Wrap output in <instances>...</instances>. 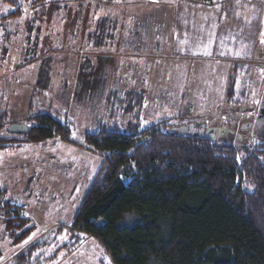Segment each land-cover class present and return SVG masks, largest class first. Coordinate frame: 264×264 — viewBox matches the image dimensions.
I'll use <instances>...</instances> for the list:
<instances>
[{
    "label": "rangeland",
    "instance_id": "1",
    "mask_svg": "<svg viewBox=\"0 0 264 264\" xmlns=\"http://www.w3.org/2000/svg\"><path fill=\"white\" fill-rule=\"evenodd\" d=\"M113 3L194 2L0 0V114L7 115L6 124L13 121L32 126L30 117L49 113L68 124L70 139L77 145L57 137L24 143L20 134L0 131V139L10 141L0 150V264H20L15 255L36 241L43 246L22 264H109L94 239L85 238L77 244L67 229L103 164L102 156L84 144L86 133L114 124L125 130L137 119L141 128L167 119L176 125L184 117L182 123L192 120L219 130L213 138L217 143L238 144L247 134L253 135L254 127H240L250 122L254 126L264 95V62L256 69L244 59H254L255 49L263 50L264 59V0H216L207 10L185 7L179 14L189 21L188 35L173 43L172 38L163 41L169 51L163 70L159 68L161 60L152 59L151 67L146 65L141 72L152 89L140 93L108 90L114 75L106 63L113 62L114 56L112 48L106 51L113 43L101 40L117 26L115 12L105 8ZM118 13L132 15L134 21L145 20L135 26L136 32L159 38L167 36L165 20L172 26L168 15L175 12L160 9L155 13L138 7ZM198 15H204L205 22L196 35L189 29L192 20L197 26L194 16ZM181 21L179 17L178 24ZM151 45L153 52H161L160 42ZM230 66L235 99L253 110L247 107L241 112L236 105H227V90L221 89L219 80ZM39 78L41 87L35 88ZM111 94L116 96L111 97L110 109ZM130 94L144 95L141 109L133 107L132 114L126 112ZM235 118L234 133L228 127ZM5 204L23 206L24 216L36 227L20 245L15 246L3 229L5 212L1 208Z\"/></svg>",
    "mask_w": 264,
    "mask_h": 264
},
{
    "label": "trees",
    "instance_id": "2",
    "mask_svg": "<svg viewBox=\"0 0 264 264\" xmlns=\"http://www.w3.org/2000/svg\"><path fill=\"white\" fill-rule=\"evenodd\" d=\"M233 86L231 80L229 108H250L235 99ZM40 87L41 78L35 88ZM137 97L126 112L139 108L141 94ZM6 119L1 113L0 131L18 124ZM181 119L143 128L137 119L125 130L114 124L84 135V144L102 156L103 164L67 228L70 236L77 244L94 239L109 264H264V126L242 143H217V134L200 135L204 125ZM29 122L27 132L19 133L24 143L57 137L76 145L68 124L49 113ZM8 142L0 139V150ZM1 209L5 234L15 246L24 243L36 228L25 208L5 204ZM43 244L34 242L15 261L28 263Z\"/></svg>",
    "mask_w": 264,
    "mask_h": 264
},
{
    "label": "crops",
    "instance_id": "3",
    "mask_svg": "<svg viewBox=\"0 0 264 264\" xmlns=\"http://www.w3.org/2000/svg\"><path fill=\"white\" fill-rule=\"evenodd\" d=\"M215 4V3H214ZM184 5V7H182ZM213 6V3H190V4H142L141 6H137L135 4H110L109 6H105L106 9L110 10L112 9L114 13L113 17H116L117 26L114 28L112 34L107 35L105 37H102L101 42H112L113 45L109 49H107L106 52H108L112 48L113 52V62L111 60H108L106 63V69L111 72L113 71L114 75V82L112 87H108V90L110 91H122V90H128L127 92H145L150 91L151 85L150 83H147V80L145 78L143 79L141 72L146 70V65H149L151 67L152 59L159 58L161 60L160 64L161 66L160 71L163 70L164 59H166L169 55V51L167 46H163V41L168 42L171 38V42L173 43L176 38L179 41V38L181 36H187L188 35V26L189 21L187 17L181 16L179 12L185 10L187 8H195L200 10H207L208 7ZM216 6V4H215ZM138 7H147L149 11L154 10L159 11L160 9H165L166 11H171L175 13H171L170 19L172 20V26H168L167 19L165 20L164 25L166 26L164 33H167V36H160L158 37H152V36H146V35H140L135 30V26L144 23L145 20L141 21H134V17L132 15H128L127 13H118L122 10H126L128 8L138 9ZM162 7V8H160ZM156 15V14H155ZM167 16V17H168ZM181 17L182 21L178 24V18ZM204 15H198L194 16L195 21L197 22V26L194 25V21L192 20V25L189 29L190 32L195 31V34H199L200 27H204ZM162 21H164L162 19ZM142 22V23H141ZM170 37L168 38V35ZM161 43V46L158 48L161 50V52H153V46L151 44L153 43ZM254 52V59H251V57L245 58V62L253 64V68L260 69L263 66V50L262 49H255ZM163 51H165V55H163ZM173 52V51H171ZM101 50L100 53L101 54ZM253 53V52H252ZM167 56V57H165ZM129 58V59H126ZM262 63V64H261ZM228 72L221 73L220 77V84L222 85V90L226 91L228 88V84H230V77L232 76L230 74V71L233 70L232 67L228 68ZM236 71V70H235ZM238 72V71H237ZM162 74V72H160ZM241 76V75H240ZM162 80V77H161ZM161 83V87H162ZM162 89V88H161ZM143 94V93H141ZM131 96V94H130ZM136 96V99H138V95L132 94V99ZM142 103L140 104V109L143 104V97L141 96ZM130 106V103H129ZM232 108V107H231Z\"/></svg>",
    "mask_w": 264,
    "mask_h": 264
},
{
    "label": "water",
    "instance_id": "4",
    "mask_svg": "<svg viewBox=\"0 0 264 264\" xmlns=\"http://www.w3.org/2000/svg\"><path fill=\"white\" fill-rule=\"evenodd\" d=\"M262 101L263 103L261 104L259 110H258V114H257V118H256V125L261 124V120L264 117V95L262 97ZM189 129L192 131L193 130V125H189ZM179 131L184 130L183 128H179ZM7 131L10 133H26L27 132V126L24 124H12L7 128ZM220 134V131L217 130L216 128H205L204 126L201 128L200 130V135L201 136H206L208 138H213L215 133Z\"/></svg>",
    "mask_w": 264,
    "mask_h": 264
},
{
    "label": "flooded vegetation",
    "instance_id": "5",
    "mask_svg": "<svg viewBox=\"0 0 264 264\" xmlns=\"http://www.w3.org/2000/svg\"><path fill=\"white\" fill-rule=\"evenodd\" d=\"M262 103H263V101H262ZM260 106H261V104H260ZM260 106L259 107H257V110H256V118H257V114H258V110H259V108H260ZM251 108V110H253L252 108H253V106H250ZM239 114H237V116H238ZM256 118H255V123H254V126H253V124L250 122L249 124H245V125H242L241 127H240V129H246V128H249V127H254L253 129H255V128H259V127H262V126H264V117H263V119L261 120V124H258V125H256ZM238 120V118H235V119H233V120H230V122H229V127L228 128H231V130L235 133V130L233 129L234 127H235V124H236V121ZM215 134H218L217 132L215 133Z\"/></svg>",
    "mask_w": 264,
    "mask_h": 264
}]
</instances>
